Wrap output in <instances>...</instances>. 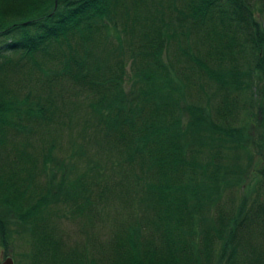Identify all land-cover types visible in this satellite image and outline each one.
<instances>
[{"label":"trees","instance_id":"obj_1","mask_svg":"<svg viewBox=\"0 0 264 264\" xmlns=\"http://www.w3.org/2000/svg\"><path fill=\"white\" fill-rule=\"evenodd\" d=\"M186 27L204 49L181 46L191 64L180 67L164 55ZM127 60L137 95L122 85ZM202 80L222 92L214 114L183 101ZM263 83L264 0H0V245L13 231L25 237L30 264H264V162L247 184L257 150L242 125L264 110ZM63 84L91 98L95 125L111 136L100 158L84 137L53 156L50 125H73L57 106ZM103 157L135 183L66 178L75 160L105 178ZM112 199L124 216H105L107 249L91 251V240L62 249L59 219L83 216L91 238L86 224Z\"/></svg>","mask_w":264,"mask_h":264},{"label":"rangeland","instance_id":"obj_2","mask_svg":"<svg viewBox=\"0 0 264 264\" xmlns=\"http://www.w3.org/2000/svg\"><path fill=\"white\" fill-rule=\"evenodd\" d=\"M176 3H178V1H176ZM188 28H191V27H186L183 30L184 33H181V32L176 33V37H174L172 40L168 42L166 51H165L166 54L164 55V59L168 62H172L173 59L176 58V62L180 67H186L191 64V61L187 60L186 57H184V55L181 53V46L184 48L187 47V49H191V51H194V52L198 46L200 49L202 50L204 49L202 44L199 42L198 34L192 33L193 30H188ZM185 31H187L188 34H186ZM199 44H201V46ZM174 50L177 52V55H174ZM177 56H178V60H177ZM126 70L127 71L123 78L122 85L125 88V91L129 93V96H132L134 92L137 95L138 90L136 91V89H138L137 86L140 83L135 84L134 80L135 79L138 80V77L134 75V70L129 60L126 61ZM188 70H189V67H188ZM199 83L195 85V89L193 91L190 90L188 94L184 95L183 101L200 103L203 106H208L210 110L212 108V112L214 114V106L222 102L221 100L222 92L216 89V84L211 80H208V81L202 80V81H199ZM63 87L65 89L62 91L61 94L60 93L58 94V99L56 100L58 103L57 106L60 107V112L63 113V115L67 113L68 118L70 117L72 119L73 125L71 124L72 127L70 126V128H69V124H66V123L60 126L61 119L54 121L50 125L51 130L58 129L59 131L58 138H57V140L59 139V141L55 139L56 145H55V150L53 151V156L55 157L63 156L64 157L66 154L69 153V145L72 142L71 140H74V139L80 140V137L81 138L84 137L83 140L87 141V143L89 144L90 152L94 153L93 157L100 158V156L103 153L102 151L103 143L106 140L108 141L107 143H109L110 142L109 138L111 136L107 138V136L105 135V126L103 125L100 126L97 124L95 125V123L97 122H96V119L92 117V114L90 111L91 107L89 106V103H88L91 100V98L90 97L87 98L81 92L74 91V89L72 87H69V85L67 86V89H66V85L64 84H63ZM58 90H62L61 87H59ZM260 91H261L260 95L262 96L261 97L259 96V97L264 101V85H263V88L261 87ZM79 100L80 101L83 100L82 103H79ZM86 103L88 104L87 106H86ZM72 115H75L76 118L72 117ZM242 123H244L242 125L244 126L246 125L244 128V131L248 136V143L254 149L257 150V152L254 154V157L252 159V167L254 169V172L250 173L251 175H249L246 179L247 184L252 186L253 179L259 176L257 169L264 162V155L257 154L259 149H262L264 151V110L262 112H259V115H257L256 117L254 116L250 121L244 120L242 121ZM30 142L32 143L35 142L36 143L35 146L38 145L37 139L33 138L30 140ZM256 143H258V145L261 144L262 147L258 148V145ZM107 160L108 159L106 157H103L102 163L100 162L99 167H96L101 173L102 172L104 173L105 178L103 179H100V177L97 176L98 175L97 170L88 169L87 164L89 163L84 164V162L81 160L74 161V167L71 169H68V172L66 171V176H67L66 178L68 180H74V177L76 175H78L79 173L85 172L86 173L85 179L87 182L96 181L97 179L100 182V185H105L104 183H106V185L111 186L115 184L117 181H119L122 186L125 185L123 181L125 182L129 181L131 185L135 183L134 174L131 173L130 176L129 174L125 175V173L119 171V168L116 169V171H111L113 169L110 166L111 162H109L108 164ZM113 160H115V158ZM113 163H117V162H113ZM53 164L54 163H51V165L49 164V167H47L48 172L50 171L51 169L50 167ZM108 167L110 168V170L109 169L106 170ZM52 169L53 170H51L50 172L52 173V176L55 179L54 182L56 184H59L61 189H66L65 187L67 183L65 184L63 183V181H61L62 178L60 176L61 175L60 171L56 169L55 166ZM36 172L37 173H36L35 179L38 182L45 181L46 178L48 177L43 167H41V169L40 167H37ZM124 176H129L128 180ZM113 180L115 181L112 183ZM30 185H31V182L27 183L28 187ZM88 185H92V184H88ZM56 188H57V185H56ZM131 191L132 193L127 194L128 198L132 195L130 197V200L134 198L133 193L135 192L134 189H131ZM247 191L248 190H245V192ZM236 193L241 194L243 193V191H236ZM118 201L120 202V200ZM118 201L115 199H112L111 201L107 200L108 205H106L103 210L104 217L99 221L97 218L96 221L90 225L86 224V226L93 227L92 231L94 230L96 231V234H95L96 236H93L91 238L86 237L87 234L85 233H87L88 231L83 229L82 228L83 226H81L82 221H84V218H82L83 216L77 217L75 219L69 218V216L67 217L63 216L61 219H59V225H60L59 231L62 235V238H61L62 249L67 250L69 248L74 247L76 244L83 243L85 240H91V241L97 242V245L91 247V251H94L95 248L99 246V243L104 244L105 246L108 243V240L111 239V234H112L111 225H110L111 220L105 216L109 215L111 219H114V217L124 216L123 209L119 205ZM99 202L101 201L99 200ZM101 204L103 205L105 204V202H101ZM1 211L3 212V208H0V212ZM8 226L15 227L13 224L12 225L8 224ZM57 234L59 233L57 232ZM25 239H26L25 237L21 238L17 233H15V231H13L12 237L9 239L8 248L0 245V263L4 259L5 253L7 252L8 255L13 259L14 264H30L28 257H26V254L30 252L31 248H30V244H28V242L25 241Z\"/></svg>","mask_w":264,"mask_h":264},{"label":"water","instance_id":"obj_3","mask_svg":"<svg viewBox=\"0 0 264 264\" xmlns=\"http://www.w3.org/2000/svg\"><path fill=\"white\" fill-rule=\"evenodd\" d=\"M0 264H14V262L10 256H7L1 261Z\"/></svg>","mask_w":264,"mask_h":264}]
</instances>
